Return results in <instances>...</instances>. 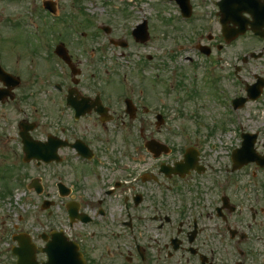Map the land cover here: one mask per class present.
<instances>
[{
    "label": "flooded vegetation",
    "instance_id": "flooded-vegetation-1",
    "mask_svg": "<svg viewBox=\"0 0 264 264\" xmlns=\"http://www.w3.org/2000/svg\"><path fill=\"white\" fill-rule=\"evenodd\" d=\"M150 1L165 8L164 14H190L204 31L201 41L208 33L203 45L210 49L223 42L212 33L221 31L222 19L224 53L236 52L229 65L234 79L228 78L227 86L235 85L239 97L255 86L264 99V74L255 73L245 83L241 76L248 65L264 60V0ZM206 18L214 19L208 29L201 24ZM257 29L263 37L256 35ZM55 47L35 51L48 63L42 70L56 78L41 80L34 74L24 84L7 66L11 46L0 42V66L12 75L0 78V150L15 164L24 163L29 154L24 193L44 213L27 230L14 223L5 233L8 247L0 264H18L14 250L21 248L20 237L34 248L39 264L48 260L47 247L74 256L70 264L81 258L85 264H264V216L259 217L264 209L235 205L224 197V187L196 185L193 181L208 173L199 149V170L185 175L173 170L178 159L160 158L165 154L152 171L142 168L153 113L142 67L121 75L118 66L101 70L93 59L85 75L77 56L60 58ZM165 150L169 156L175 152L173 145ZM13 180L15 191L20 190L17 174ZM13 189L9 182L0 193L12 195ZM246 212L249 219L243 225Z\"/></svg>",
    "mask_w": 264,
    "mask_h": 264
},
{
    "label": "rangeland",
    "instance_id": "rangeland-1",
    "mask_svg": "<svg viewBox=\"0 0 264 264\" xmlns=\"http://www.w3.org/2000/svg\"><path fill=\"white\" fill-rule=\"evenodd\" d=\"M44 1L47 0H34V5L36 3L40 7L35 12L36 21L44 27L47 36L59 38L67 52L77 56L85 75H89L86 59L91 57L92 52V59L100 63L101 70L111 65L112 58L117 59L120 67L126 70L135 68L138 60L144 63V74L149 80V104L156 106L155 112L165 120L162 128H156L155 114L149 115L148 139H156L162 146L173 145L175 148L174 154L163 155L160 157L162 160L170 162L175 158L179 162L183 158L178 154L182 147L199 149L201 164L208 173L202 179L193 181L196 185L222 186L224 195L235 205L241 208L252 206L257 211L264 209V168L249 164L232 172L231 154L241 147L242 133L258 134L256 149L264 155V100L234 110L231 100L237 95V90L224 86V77H228V71H233L229 65L235 62V51L224 53L221 40V51L215 49L211 58L200 55L194 47L200 42L207 44L205 37L208 33L201 41L204 31L198 27L177 24L172 20L166 23L169 16L164 14L165 8H154L150 0H51L56 7L57 21L42 9ZM31 13L29 0H0V42L11 46L7 66L22 78L24 84L34 74L41 80L47 76L49 79L56 78L42 70L48 63L35 51L38 40L27 25L28 19L33 20ZM144 20L148 22L150 40L141 44L135 41L132 31ZM67 24L83 28L86 32L88 40L84 43L89 42V56L81 51L78 44L81 39L77 40L76 35L73 39ZM201 24L204 25L202 21ZM106 28L111 30L109 34L105 33ZM212 33L221 36L217 28ZM111 39L126 42L129 46L111 45ZM241 53L243 51H239V55ZM148 57L152 58L151 62H148ZM253 64L241 73L244 83L252 80L255 73L264 74V60ZM75 76L79 78V75ZM216 76L220 79L218 86L224 89V94L221 91L220 96L214 86ZM109 77L118 79L116 73H111ZM80 80L86 86L83 79ZM171 85L178 88L171 91ZM3 153L5 156H0V191L5 192L9 182L13 183L12 191H15L18 185L13 180L14 176L25 172L26 166L10 162L7 153L0 150V154ZM158 160L149 151L141 162L142 168L152 171ZM252 172L257 175L253 176ZM32 198L30 194L18 190L10 198L0 199V257L2 252L5 255L8 247L3 237L8 235L5 233L11 231L14 223L27 230L30 224L44 219L43 211L32 204ZM238 218L233 217V220L238 221ZM242 218L245 225L249 214H242Z\"/></svg>",
    "mask_w": 264,
    "mask_h": 264
},
{
    "label": "water",
    "instance_id": "water-1",
    "mask_svg": "<svg viewBox=\"0 0 264 264\" xmlns=\"http://www.w3.org/2000/svg\"><path fill=\"white\" fill-rule=\"evenodd\" d=\"M136 39L141 42H146L148 40V33L146 31V24L140 26L139 30L134 34ZM257 95H254L253 99H255ZM246 100L239 101L236 103V107H242ZM245 141L242 145V149L237 150L233 153V162H234V170L241 168L243 165L256 161L261 166L263 164V158L256 156L254 153V143L256 140V136L244 135ZM194 164V159L191 156H187V164L186 165H177V171L188 170Z\"/></svg>",
    "mask_w": 264,
    "mask_h": 264
}]
</instances>
